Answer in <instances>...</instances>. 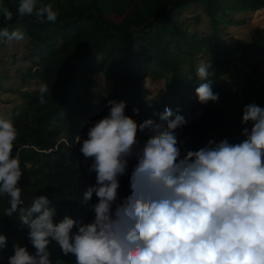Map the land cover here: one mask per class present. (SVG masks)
<instances>
[{
  "label": "clouds",
  "instance_id": "9594fccd",
  "mask_svg": "<svg viewBox=\"0 0 264 264\" xmlns=\"http://www.w3.org/2000/svg\"><path fill=\"white\" fill-rule=\"evenodd\" d=\"M0 15L9 21L13 12L0 3ZM16 15L54 22L58 10L51 2L19 0ZM24 38V32L0 26V40ZM196 73L198 101H218L209 57ZM48 91L49 85L41 84V103ZM125 109L124 100H110L107 114L89 125L86 138L74 137L83 156L91 158L88 171L95 173V182L80 196L81 203L97 197L87 222L68 215L54 221L57 209L44 194L24 205L23 169L14 152L18 129L11 117L0 115L4 215L16 214L34 249L14 244L7 264H53V243L63 255H73L74 264H264V106L243 105V139L212 137L195 150L178 137L188 123L179 110L167 108L154 117L155 124H137ZM130 161L128 195L119 199V178ZM5 247L0 232V249Z\"/></svg>",
  "mask_w": 264,
  "mask_h": 264
},
{
  "label": "trees",
  "instance_id": "16d2710c",
  "mask_svg": "<svg viewBox=\"0 0 264 264\" xmlns=\"http://www.w3.org/2000/svg\"><path fill=\"white\" fill-rule=\"evenodd\" d=\"M44 2H51L58 10L56 21H40L35 15L18 17L17 7L11 6L12 19L5 21L0 15V26L24 32L25 60L31 68H40L39 88L43 83L49 85V91L43 94L44 103L40 102L39 89L18 87L28 101V111L11 119L18 129L14 152H19L23 169L19 184L24 205H30L34 196L47 195L50 206L57 209L54 221L68 215L87 222L94 215L90 205L97 200L95 194L86 203L80 202L82 192L95 182V173L88 171L91 158H85L80 144L74 141L83 125L77 122L72 95L78 86L87 94L95 83V73L101 72L112 81L111 98L124 100L127 114L137 124H155L154 117L167 108L179 110L185 117L198 113L177 130L178 137L190 143L191 149L203 140L207 129L215 126L230 127V141L238 142L243 139V105L255 102L264 106V83L237 89L223 74L215 72L210 79L213 91L219 93L218 101L201 104L194 91L200 82L196 57L202 51L210 55L213 67L218 69L231 60L234 51L249 57L264 56V40L223 42L217 37L222 26L232 24L233 9L240 6L257 10L264 6V0H127L123 6L116 4L118 0H63L56 5L52 0ZM186 11H192V15L187 16ZM204 16L207 30L192 29ZM9 41L1 40L5 49ZM8 53L12 54L10 50ZM156 68L169 74L167 85L172 94L149 99L144 79ZM5 76L0 74V79ZM16 82L7 86L0 82V89L16 88ZM101 108L99 103L91 108L87 114L90 123L103 116ZM133 108L138 111L133 113ZM86 135L80 136L83 139ZM137 139L144 142L143 137ZM132 166L130 161L128 172L119 178V199L128 195L127 177ZM7 207L8 198L0 195V232L6 235L0 264H7L16 243L34 250L28 229L19 225L16 214L4 215ZM50 248L53 264H74L75 257L63 255L58 245L53 243Z\"/></svg>",
  "mask_w": 264,
  "mask_h": 264
},
{
  "label": "rangeland",
  "instance_id": "374dc122",
  "mask_svg": "<svg viewBox=\"0 0 264 264\" xmlns=\"http://www.w3.org/2000/svg\"><path fill=\"white\" fill-rule=\"evenodd\" d=\"M45 0H42L44 2ZM63 0H52L56 4L62 3ZM127 0H118L117 5L126 4ZM231 2V0H229ZM19 0H0L4 6L10 9L11 6L18 5ZM233 4V1L230 5ZM192 11H186V15L190 16ZM185 15V16H186ZM232 24H225L217 33L218 39L223 42L242 41L250 42L252 38L258 40H264V6L257 9H245L237 6L232 11ZM208 22L205 19L202 23L192 29L207 30ZM26 38L22 41L10 40L5 49L0 40V74L3 76L10 72L9 77L1 78L0 82L3 86H7L11 82L17 80L15 87L10 90L0 89V115L13 118L14 116L25 114L28 111V101L22 97L18 87L29 90L37 91L39 89L40 68L32 67L35 71H32L30 64L25 60L24 45ZM8 50L12 53L9 55ZM7 52V54L5 53ZM210 58V55L204 50L196 57V68L201 61H206ZM14 63V64H13ZM7 70V72H5ZM213 72L217 74H223L225 78L229 79L235 88L239 89L246 85H256L264 83V56L262 58L249 57L245 54L234 51L231 60L225 64L222 68L218 69L213 67ZM22 74L24 77H18ZM169 74L163 73L161 69H151L144 79L146 87L149 89L150 94L148 98L159 96H170L172 94L171 88L167 85V79ZM17 78V79H15ZM95 83L91 90L86 94L82 86H78L72 95V104L77 109V122L82 123L83 129L78 135L85 134L89 125L88 113L95 105H101L103 109V116L107 114L109 109V101L113 100L112 95V81L108 80L101 72L95 73ZM126 111V109H125ZM127 113V112H126ZM198 113L193 114L190 117H186L188 121L197 116ZM227 136L231 140L233 131L230 127L215 126L214 128L207 129L203 140L195 146V149L203 146L209 138L215 137L219 140ZM184 145L187 148H191V144L184 141Z\"/></svg>",
  "mask_w": 264,
  "mask_h": 264
},
{
  "label": "built area",
  "instance_id": "2783aa9c",
  "mask_svg": "<svg viewBox=\"0 0 264 264\" xmlns=\"http://www.w3.org/2000/svg\"><path fill=\"white\" fill-rule=\"evenodd\" d=\"M187 117H190V116H187Z\"/></svg>",
  "mask_w": 264,
  "mask_h": 264
}]
</instances>
